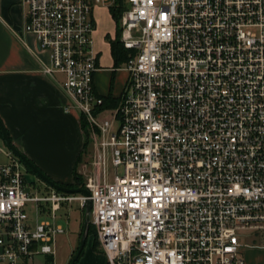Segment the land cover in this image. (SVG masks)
I'll return each mask as SVG.
<instances>
[{
    "label": "built area",
    "instance_id": "1",
    "mask_svg": "<svg viewBox=\"0 0 264 264\" xmlns=\"http://www.w3.org/2000/svg\"><path fill=\"white\" fill-rule=\"evenodd\" d=\"M109 2L23 0L42 72L63 77L86 124L84 186L107 264H246V234L264 239V0H126L128 79L110 108L95 88L92 16ZM0 155V264H55L56 213L87 198L29 191L22 161Z\"/></svg>",
    "mask_w": 264,
    "mask_h": 264
},
{
    "label": "crops",
    "instance_id": "2",
    "mask_svg": "<svg viewBox=\"0 0 264 264\" xmlns=\"http://www.w3.org/2000/svg\"><path fill=\"white\" fill-rule=\"evenodd\" d=\"M97 6L92 11L99 68L95 88L112 107L128 79L127 72L121 69L127 59L122 55V60L117 62L112 53V43L119 40L118 26L116 38L110 43H106L107 37L98 35L94 17ZM26 13L23 0H0V119L12 144L51 180L74 184V171L86 142L82 117L75 110L67 109L70 99L61 87L63 77L53 79L42 72L41 58L44 61L46 58L36 52L34 37L23 32ZM101 45H109L113 67L101 65ZM118 72H121L119 77ZM242 253L246 264H264V244L244 240ZM102 256L105 264L106 256ZM43 257L46 264L51 260ZM89 258L98 259L94 248Z\"/></svg>",
    "mask_w": 264,
    "mask_h": 264
},
{
    "label": "rangeland",
    "instance_id": "3",
    "mask_svg": "<svg viewBox=\"0 0 264 264\" xmlns=\"http://www.w3.org/2000/svg\"><path fill=\"white\" fill-rule=\"evenodd\" d=\"M111 5L112 4L110 2L105 3L103 5L97 6L94 10V17L97 22L98 35L107 37L106 43H110L113 40H115L117 35L116 20L112 17L110 13ZM101 50H102V56L100 59L101 65L104 67H108V66L113 67L114 64L111 59L109 45L108 46L101 45ZM120 74L121 72H118L117 77H119ZM104 117L107 118L110 117V113H106ZM89 142L90 141L88 139V144L84 149V153L82 154V157L80 159L77 168V174L78 177L80 178V182H82L84 185L87 180V175H89L91 171V163L93 162V148ZM0 145L4 150L7 151L8 148L6 147L2 139H0ZM0 162H7V160H5V158L2 155H0ZM115 173H116L115 169L112 167L111 164H109V168H108L109 181H113V177ZM26 176L28 181L31 183L28 185L27 190L34 191L37 189V191L42 196L48 193L47 189L48 190L52 189L41 179H39L36 175H34L29 169H27L26 171ZM27 212L34 221H36V219L44 220L49 218L48 213L45 214L42 212V210H40V212H38L37 214L35 208L32 209V207H29ZM56 216H57V221L66 227L65 228L66 233L58 237L57 245H56L55 264H70L71 260L73 259L79 247V243L83 231V225H84L85 208H82L80 206V203L76 201L73 202L72 204L63 205L62 209L56 213ZM89 230H90L89 239L85 248V253L83 257L80 259L78 264H103L105 259L102 258L103 257L102 254L104 253L101 251L96 235V229L92 224H90ZM246 236L247 238L245 241L248 243L259 242L261 244H264V239H262V237H258L257 234L249 233L246 234ZM93 245H95L96 247L94 249V252L96 255H98V259L89 258L90 251L93 250ZM46 261H47L46 257L43 256H37L33 260L35 264H46ZM107 262L108 261L106 258L105 264H107Z\"/></svg>",
    "mask_w": 264,
    "mask_h": 264
},
{
    "label": "water",
    "instance_id": "4",
    "mask_svg": "<svg viewBox=\"0 0 264 264\" xmlns=\"http://www.w3.org/2000/svg\"><path fill=\"white\" fill-rule=\"evenodd\" d=\"M0 131L2 134V140L6 147L16 156L18 157L26 166H28L33 173L41 179L44 183H46L49 187L68 194H81L87 198L86 204H85V217H84V225H83V231L79 243L78 250L76 254L74 255L73 259L71 260L70 264H76L79 259L81 258L82 253L85 250V247L87 245L88 239H89V227L91 224V212H92V205L91 201L89 200L90 193L85 188H67L59 185L55 181L51 180L48 176H46L38 167H36L24 154H22L11 142V139L9 137L8 131L5 128L3 122L0 119Z\"/></svg>",
    "mask_w": 264,
    "mask_h": 264
},
{
    "label": "trees",
    "instance_id": "5",
    "mask_svg": "<svg viewBox=\"0 0 264 264\" xmlns=\"http://www.w3.org/2000/svg\"><path fill=\"white\" fill-rule=\"evenodd\" d=\"M126 7H127L126 0H116L115 4L113 6H111L112 16L116 20L117 26H118L119 40L117 42H115V43H112V53H113V56H114V58H115V60L117 62H119V60H122V58H123L122 55L125 56V59L128 58L126 56V54H125L127 51H125V49L123 48V46H122V44L120 42V36H121L120 19H121V15L124 12V10L126 9ZM105 104H106L107 107H110L109 104H108V100H106ZM115 106H116V104L113 105L112 107H115ZM83 129H84L85 136H86V142H85V145H84V149H85L87 144H88V132L86 130L85 122H83ZM0 138L2 139L1 131H0ZM84 149H83L82 154L84 153ZM80 159L78 161V165H79ZM78 165H76V168H75V171H74V184H60V183H58V184L63 186V187H67V188H85L84 184L82 182H80V178L78 177V174H77ZM26 167H27V169H29L33 173V171L28 166H26ZM93 248L94 249L96 248L95 245H93ZM83 255H84V252L82 253L81 258H82ZM80 259H79V261H80ZM79 261L76 264H78Z\"/></svg>",
    "mask_w": 264,
    "mask_h": 264
},
{
    "label": "flooded vegetation",
    "instance_id": "6",
    "mask_svg": "<svg viewBox=\"0 0 264 264\" xmlns=\"http://www.w3.org/2000/svg\"><path fill=\"white\" fill-rule=\"evenodd\" d=\"M23 163V162H22ZM23 165H24V163H23ZM24 167H25V170L27 171V167H26V165H24Z\"/></svg>",
    "mask_w": 264,
    "mask_h": 264
}]
</instances>
